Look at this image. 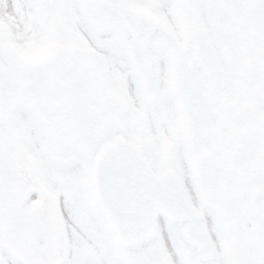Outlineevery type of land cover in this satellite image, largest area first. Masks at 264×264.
I'll return each instance as SVG.
<instances>
[{"label": "snow or ice", "instance_id": "obj_1", "mask_svg": "<svg viewBox=\"0 0 264 264\" xmlns=\"http://www.w3.org/2000/svg\"><path fill=\"white\" fill-rule=\"evenodd\" d=\"M0 264H264V0H0Z\"/></svg>", "mask_w": 264, "mask_h": 264}]
</instances>
